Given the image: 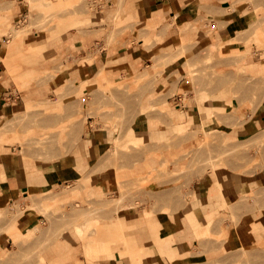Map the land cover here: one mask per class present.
<instances>
[{
    "label": "rangeland",
    "instance_id": "374dc122",
    "mask_svg": "<svg viewBox=\"0 0 264 264\" xmlns=\"http://www.w3.org/2000/svg\"><path fill=\"white\" fill-rule=\"evenodd\" d=\"M125 1L25 0L21 3L23 16L11 13L8 27L0 24V46L5 52L0 56L1 74L6 76L9 89L22 95L12 107L4 103L0 147L11 146L24 159L36 163L49 162L72 155L91 127L110 126L113 134L94 169L80 181L51 190H30L0 212V242L6 240L0 264L51 263L50 247L58 242L67 243L72 250L73 256L65 264H115L122 260L143 264L148 256L161 264H264V238L249 243L240 240L245 234L240 228L245 215L264 210V181L259 190L244 195L235 205L218 203L223 210L206 217L202 222L206 227L190 214L198 237L191 251H178L173 243L156 248L154 240L146 247L138 236L147 224L154 237L161 228V212L173 213L188 206L196 196L194 183L206 173L227 167L247 173L263 169L264 130L239 140L232 129L238 121L250 120L264 100V72L243 68L264 63V0H252L257 8L249 15L248 28L234 36L236 39L207 47L182 42L180 52L173 57L185 56L179 89L159 93L162 68L158 66L171 59L164 62L158 57H154V73L145 80L132 76L121 77L119 82L111 77L86 85L81 69H66L57 52L72 33L101 41L103 34L90 31L96 25L93 16L101 9L107 12L110 4L118 3L119 7L115 23L105 30L107 38L109 35L105 46H116L128 33L139 31L141 26L121 14ZM79 18L83 19L80 24ZM112 28L116 30L111 32ZM154 28L147 27L150 31ZM15 35H23L22 46L9 58V42ZM35 42L45 47L28 61L26 53ZM145 43L154 55L152 40ZM261 66L255 64V68ZM226 87L228 95L222 102L215 94ZM29 97H33V104L27 107ZM169 108L185 116L176 117ZM142 110L146 116H167L180 124L174 142L161 145L159 153L144 140L136 143L130 139L131 131L141 126ZM221 116H226L224 121ZM174 148L178 153L164 155L163 150ZM151 159L160 161V166L142 170L141 161ZM171 162L181 164L180 172L168 170ZM107 173L111 180L106 185ZM26 196L29 199L25 200ZM147 211L153 215L148 220L144 218ZM26 212L37 219V229L19 226ZM263 223L252 229L259 230ZM159 230L156 233L160 236Z\"/></svg>",
    "mask_w": 264,
    "mask_h": 264
},
{
    "label": "crops",
    "instance_id": "0c3cea01",
    "mask_svg": "<svg viewBox=\"0 0 264 264\" xmlns=\"http://www.w3.org/2000/svg\"><path fill=\"white\" fill-rule=\"evenodd\" d=\"M24 1L0 0V24L3 27L9 26L7 22L9 14L13 13L14 16L18 17L23 16L25 7L21 3ZM118 7V3L115 5L110 4L107 12L101 9L94 13L92 23L96 25L90 31L103 34L101 41H91V38L85 36H83L85 38H82L80 34L72 33L64 39V44L58 50L57 56L61 55L63 58L61 63L67 65L66 69L80 68L85 77L84 84L86 85L94 81H107L111 77L119 81L121 77L138 76L139 80L142 81L154 73V70H152L154 57H158L164 62L171 59L168 63L158 66V68H162V79L158 80L157 84V89H160L159 93L170 88L179 89L181 86L183 69L186 67L185 56L173 57L180 52L182 42L207 47L216 41L234 40L236 39L234 36L248 28L249 15L250 13L253 14L252 12L257 8L252 4V0H126L121 6L122 16L132 20L133 25H139L142 28L122 37L118 40L116 46L107 47L105 45L109 35L107 38L105 30L115 23L114 17ZM108 18L109 20H107ZM125 18L122 19L125 21ZM179 18L181 22L177 23L176 20ZM81 22H83V19L79 18L78 23ZM148 26L155 28L150 31L147 29ZM115 30V28H112L111 32ZM3 36L5 37V35ZM147 39H151L152 44L156 46L154 47V55L145 43ZM22 40L23 35L12 37L7 51L9 58L16 56V51L22 46ZM157 41L160 43L157 44ZM44 47L43 44L37 42L32 44L26 53L27 60L33 61V58L37 57L38 51L40 52L41 48L44 49ZM23 51L24 49H22ZM4 53V49L0 46V56L4 57ZM41 53L43 54V52ZM254 63L264 65V63ZM255 64L243 65V68H247L248 71L253 73L264 72V66L255 68ZM3 72L5 73L6 70L4 69ZM89 72L96 75L91 76ZM1 73L0 69V116H3L5 113L4 103L7 104V107L13 106V103L19 100L22 95L19 92H16L15 95V92L8 88L7 78ZM78 86L80 87L79 84ZM11 88H14V85H11ZM215 95L219 97L218 100L225 101L228 88H224ZM32 98L29 97L27 100V107L33 104ZM170 99L171 97H168V100ZM147 104H149V101ZM207 108L211 110L209 105ZM142 111L141 126L131 131L130 139L136 143L144 140L152 145L153 149L156 148V152L159 153L161 145L174 142L175 130L180 124L167 116H146V112ZM169 111L176 112L177 110L169 108ZM221 117L224 121L226 116ZM263 130L264 100L250 120L246 122L238 121L232 132L241 140L255 137ZM112 135L110 126L96 130L91 127L88 134L84 135L82 141L72 150L74 155L49 162L36 163L24 159L11 146L0 147V212L10 204H14L21 195L28 194L30 190H51L63 183L80 181L86 173L94 169L101 150L108 148ZM64 136L65 134L62 133V137ZM119 144L123 146L121 140ZM163 151H165L163 153L166 157L178 153L175 148L169 152L167 150ZM160 163V161L154 159H151V161L142 160L140 167L142 170L148 169V167L157 168ZM180 166L179 163L171 162L168 165V170L177 173L180 172L178 171L181 168ZM105 178V184L107 185L108 181L111 180L110 173H107ZM262 181H264V167L252 173L232 170L229 167L217 168L213 172L206 173L199 181L194 183L193 191L196 196L188 206L173 213H160L163 215L158 219L161 222V228L160 230L156 229L154 237L150 231V226L147 224L142 226L144 230L142 229L138 234L141 243L143 246L148 247L150 246L148 244L154 240L153 244L156 248H159V246L163 248L165 244L170 246L173 243L174 248L178 251L185 249L191 251L196 247L198 237L189 219L190 214L194 215L202 224L206 217L216 213L224 204L227 206L235 205L244 195L259 190ZM26 199H29V197L26 196ZM218 203L222 204L220 208L217 206ZM261 221L264 222V210L260 213L259 211H253L246 214L240 224V228L245 232L240 240L249 243L264 238V227L261 226L257 231L252 229L253 225ZM18 224L22 229L26 227L37 229L39 226L35 216L27 212L20 217ZM202 225L206 227L207 223ZM158 230L160 236L156 233ZM7 241L11 243V240ZM5 244L6 240L0 242V252L5 250ZM69 248L71 249L65 242H58L56 246H51L49 260L52 262L48 264H55L59 260H69L73 256V254H70L72 250H69ZM115 264H126V262L122 260ZM143 264H161V262L148 256Z\"/></svg>",
    "mask_w": 264,
    "mask_h": 264
},
{
    "label": "bare ground",
    "instance_id": "6f19581e",
    "mask_svg": "<svg viewBox=\"0 0 264 264\" xmlns=\"http://www.w3.org/2000/svg\"><path fill=\"white\" fill-rule=\"evenodd\" d=\"M32 1V0H31ZM181 22V19L179 18V19H177L176 20V22ZM173 113V115L174 116H176V117H179V118H182V117H184V114L183 113H177V111L176 112H172V111H169V113ZM150 216H151V214H148V211H147V213H146V215H145V217L146 218H150ZM90 247H92L93 245H92V243H90V245H89ZM68 260H59V261H57L55 264H65L66 262H67ZM139 262H137V264H138Z\"/></svg>",
    "mask_w": 264,
    "mask_h": 264
}]
</instances>
